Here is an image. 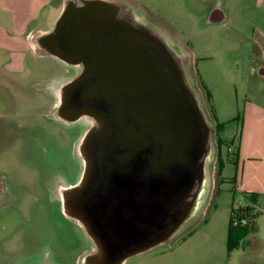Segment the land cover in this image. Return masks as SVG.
Wrapping results in <instances>:
<instances>
[{
    "label": "rangeland",
    "instance_id": "obj_1",
    "mask_svg": "<svg viewBox=\"0 0 264 264\" xmlns=\"http://www.w3.org/2000/svg\"><path fill=\"white\" fill-rule=\"evenodd\" d=\"M104 1L126 2L164 37L186 61L188 79L212 127H221L222 145L214 134L195 214L169 243L125 264H264V201L251 233L240 247L228 249L232 209L248 199L235 181L238 169L230 152L242 131L236 119L264 88V78L247 71L253 27L261 24L264 9L257 0ZM32 2L26 0L31 7ZM61 2L40 9L31 25L35 32L55 28L65 7L56 13L54 4ZM25 57V71L12 72L3 68L9 59L0 51V183L7 191L0 196V264H83L92 244L64 214L60 192L82 176L77 147L85 128L65 125L53 110L55 91L80 72L31 51Z\"/></svg>",
    "mask_w": 264,
    "mask_h": 264
},
{
    "label": "water",
    "instance_id": "obj_2",
    "mask_svg": "<svg viewBox=\"0 0 264 264\" xmlns=\"http://www.w3.org/2000/svg\"><path fill=\"white\" fill-rule=\"evenodd\" d=\"M64 7L55 28L35 40L42 55L80 72L55 91L53 107L65 125H86L77 147L84 170L77 185L61 190L63 212L92 244L83 264H125L169 243L195 214L214 128L186 61L134 8L104 0H65ZM93 101L107 108L109 122ZM107 125L115 128L110 166L103 144L90 149ZM104 179L115 194L106 222L94 202Z\"/></svg>",
    "mask_w": 264,
    "mask_h": 264
},
{
    "label": "crops",
    "instance_id": "obj_3",
    "mask_svg": "<svg viewBox=\"0 0 264 264\" xmlns=\"http://www.w3.org/2000/svg\"><path fill=\"white\" fill-rule=\"evenodd\" d=\"M56 0H33L32 7L26 0H1L0 11L4 12L5 20L0 22V51L7 52L9 61L3 63V68L21 73L25 71V52L41 54L38 51L36 38L51 32L35 30L31 25L41 15L40 9ZM65 3V2H64ZM64 3L54 4V10L60 13ZM257 6L264 9V0H257ZM217 11L214 13V15ZM58 15V14H57ZM54 18L58 19V17ZM220 17H217L218 20ZM251 24L252 20H245ZM260 25L253 27L255 40L248 55L252 58L247 71L256 72L257 78H264V16ZM42 55V54H41ZM45 56V55H42ZM48 57V56H45ZM52 58V57H51ZM54 59V58H53ZM48 83V82H47ZM41 84V83H40ZM48 86V84H47ZM264 88L250 98L244 105L245 113L241 118V135L237 142L238 148V184L248 196L245 205L252 208L255 215L257 208L264 201ZM235 179V181H236ZM237 184V183H236ZM262 211V210H261ZM262 213V212H260Z\"/></svg>",
    "mask_w": 264,
    "mask_h": 264
},
{
    "label": "flooded vegetation",
    "instance_id": "obj_4",
    "mask_svg": "<svg viewBox=\"0 0 264 264\" xmlns=\"http://www.w3.org/2000/svg\"><path fill=\"white\" fill-rule=\"evenodd\" d=\"M92 104H95V106ZM91 106H92V108L95 107L98 112L103 114L106 117L105 121L109 122V117L111 116V114L106 112V110H107L106 107H104L98 101H96V102L93 101L91 103ZM82 126L84 128H86L85 124H82ZM100 127H101V124H100ZM214 134L216 135L217 138H219L218 131L216 128L214 129ZM102 144L107 148V151H108V156L105 159L106 165L110 166V165L114 164L112 162V158L115 157V150L110 148V147H113L115 145V128L114 127L107 125L104 129L103 134L101 136L97 137L95 145L92 144L90 146V149L93 150ZM94 182H95V180H94ZM94 182L89 184V186L85 189V191L83 193H81V194H83V196L85 198H86L87 193L89 194L90 190L94 187V185H95ZM106 182L109 184V188H115V181H114L113 177H108L106 179ZM6 193H7L6 188L0 183V196L5 197ZM101 199L103 201H101ZM94 202L97 205V213L101 214L102 218H104V221L106 222V221L111 220V218L113 217V215L115 213V194H111L109 189L107 188V186H105V179L103 181L101 191L94 198Z\"/></svg>",
    "mask_w": 264,
    "mask_h": 264
},
{
    "label": "trees",
    "instance_id": "obj_5",
    "mask_svg": "<svg viewBox=\"0 0 264 264\" xmlns=\"http://www.w3.org/2000/svg\"><path fill=\"white\" fill-rule=\"evenodd\" d=\"M209 98L211 99V96L208 94ZM236 121H241V116H238ZM217 131H221V127L217 125L216 127ZM240 140V138H239ZM239 142V141H238ZM218 143L222 145L221 140L218 138ZM238 144L232 147V152H230V158L231 160L235 163L236 166H238ZM236 179V178H235ZM247 217L249 219V224L245 227H237L235 228L233 226V221L235 216H238V210L233 207L232 209V215L230 218V224H229V231H228V249L229 251H232L234 249H237L238 247L241 246L243 240L251 233V230L253 229L254 226V220H255V215L252 213V208H247Z\"/></svg>",
    "mask_w": 264,
    "mask_h": 264
},
{
    "label": "built area",
    "instance_id": "obj_6",
    "mask_svg": "<svg viewBox=\"0 0 264 264\" xmlns=\"http://www.w3.org/2000/svg\"><path fill=\"white\" fill-rule=\"evenodd\" d=\"M237 210L239 211V214L238 216H235L233 226L235 228L247 226L249 224V219L247 217V206L245 203H240V206L237 208Z\"/></svg>",
    "mask_w": 264,
    "mask_h": 264
}]
</instances>
